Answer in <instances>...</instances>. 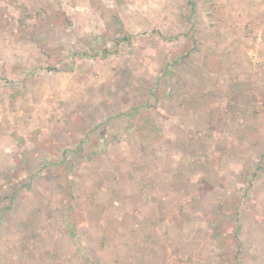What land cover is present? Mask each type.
<instances>
[{
	"label": "rangeland",
	"instance_id": "obj_1",
	"mask_svg": "<svg viewBox=\"0 0 264 264\" xmlns=\"http://www.w3.org/2000/svg\"><path fill=\"white\" fill-rule=\"evenodd\" d=\"M158 210L264 264V0H0V264Z\"/></svg>",
	"mask_w": 264,
	"mask_h": 264
},
{
	"label": "crops",
	"instance_id": "obj_2",
	"mask_svg": "<svg viewBox=\"0 0 264 264\" xmlns=\"http://www.w3.org/2000/svg\"><path fill=\"white\" fill-rule=\"evenodd\" d=\"M218 154L220 155V151L216 150L215 155ZM154 170L152 169V175H155ZM157 171L156 175L159 177L161 172L159 169ZM171 197V195H160L157 199L148 200L147 203L167 209L172 202ZM166 201L168 206L164 205ZM121 217L124 221H121L120 227H102V234L105 235L103 241L88 238L91 229L86 228V225L78 226L77 223L72 232L67 230L63 237L58 238L56 245L53 244L52 235L48 234L46 239L51 241L53 246L47 248L46 253L43 254L44 258L40 261H45L44 264H199L189 262V258L193 260V257H197L194 252H198V249L191 253H183V251L178 252L176 246H172V254H170V245L173 241L183 242L177 240V236H184L187 243L194 240L199 244L209 242L204 240V237H199L207 235V232L200 230L203 226H198L194 232L185 227V220L187 219L189 223L190 216L158 210L126 212L122 213ZM127 218L130 220L128 221ZM163 235L170 237L166 239L168 248L167 246L162 248L159 244ZM199 250L204 251L207 248L200 247ZM214 258L208 256L206 260H213L212 264H215ZM199 260L204 261L202 255Z\"/></svg>",
	"mask_w": 264,
	"mask_h": 264
}]
</instances>
